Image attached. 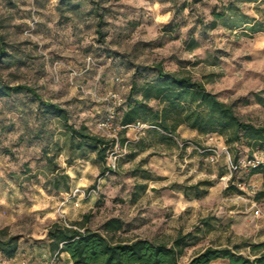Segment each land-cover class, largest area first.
Masks as SVG:
<instances>
[{
  "label": "rangeland",
  "instance_id": "rangeland-1",
  "mask_svg": "<svg viewBox=\"0 0 264 264\" xmlns=\"http://www.w3.org/2000/svg\"><path fill=\"white\" fill-rule=\"evenodd\" d=\"M2 47L4 82L34 86L65 106L71 123L128 142L110 151L104 170L95 153L70 150L69 134L34 97L0 98V229L21 236L16 257L0 252V264H74L51 254L47 228L88 213L92 229L121 218L125 236L172 242L190 234L182 263L208 246L249 255L264 242V195L256 199L264 177L251 174L264 150L252 158L244 142L185 125L179 136L155 125L124 136L119 127L133 83L153 81L147 67L159 62L264 126V0H0ZM47 154L70 175L69 191L49 185Z\"/></svg>",
  "mask_w": 264,
  "mask_h": 264
},
{
  "label": "trees",
  "instance_id": "trees-1",
  "mask_svg": "<svg viewBox=\"0 0 264 264\" xmlns=\"http://www.w3.org/2000/svg\"><path fill=\"white\" fill-rule=\"evenodd\" d=\"M97 32L104 39L102 14ZM5 56L6 49L2 47L0 60ZM147 69L153 70L156 77L143 84L133 83L122 105V126L142 121L159 127L166 134L179 136V128L185 125L204 134L218 133L230 145L244 142L252 158L256 151L264 150V126L240 115L233 103L220 99L203 81L189 73L168 71L162 62ZM22 93L34 97L44 115L60 121L69 134L70 150L95 153L104 170L108 169L110 151L117 144L124 146L128 142L127 137L108 139L95 134L85 123L80 126L71 123L69 110L45 99L36 87L6 83L0 77V98ZM154 100L159 102L157 109L149 104ZM125 132L126 128H123L124 136ZM46 157L48 171L52 174L49 185L61 190L63 183V189L69 191L70 175L59 170L54 156L47 154ZM251 174L264 177V161L252 167ZM262 195L264 193L258 192L256 199ZM90 221L91 214L88 213L82 220L51 223L47 228L51 254L55 257L68 254L74 264H212L219 259L228 260L229 264H264V242L251 245L249 255H243L238 245L208 246L182 263L190 234L181 235L172 242H157L140 236H125L126 225L121 218L106 220L100 229L90 228ZM20 239V235L11 233L7 227L0 229V252L8 258L16 257Z\"/></svg>",
  "mask_w": 264,
  "mask_h": 264
},
{
  "label": "built area",
  "instance_id": "built-area-1",
  "mask_svg": "<svg viewBox=\"0 0 264 264\" xmlns=\"http://www.w3.org/2000/svg\"><path fill=\"white\" fill-rule=\"evenodd\" d=\"M118 81L123 82V79L118 78ZM119 103L120 104L122 103V99H120ZM115 116H116V113L113 111L111 113V115L105 121H103L101 123V127L103 129H105V130L112 129L114 127V119H115ZM149 126H150L149 124L144 123L142 121H138V122H136L134 124H131L129 126H126V127L125 126H122L121 121H120V125H119L120 128H130L131 130H134L136 132L142 131V130H144L145 128H147ZM114 130H116V129H114ZM218 156H219V153L217 151H215V153L211 155L210 160L212 162H215L218 159ZM257 213H259V211H257Z\"/></svg>",
  "mask_w": 264,
  "mask_h": 264
},
{
  "label": "crops",
  "instance_id": "crops-1",
  "mask_svg": "<svg viewBox=\"0 0 264 264\" xmlns=\"http://www.w3.org/2000/svg\"><path fill=\"white\" fill-rule=\"evenodd\" d=\"M212 264H229L228 260L219 259L216 261H213Z\"/></svg>",
  "mask_w": 264,
  "mask_h": 264
}]
</instances>
